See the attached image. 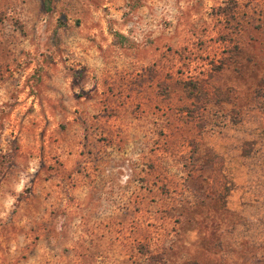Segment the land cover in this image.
Wrapping results in <instances>:
<instances>
[{
    "label": "rangeland",
    "instance_id": "1",
    "mask_svg": "<svg viewBox=\"0 0 264 264\" xmlns=\"http://www.w3.org/2000/svg\"><path fill=\"white\" fill-rule=\"evenodd\" d=\"M263 79L264 0H0V264H264Z\"/></svg>",
    "mask_w": 264,
    "mask_h": 264
},
{
    "label": "trees",
    "instance_id": "2",
    "mask_svg": "<svg viewBox=\"0 0 264 264\" xmlns=\"http://www.w3.org/2000/svg\"><path fill=\"white\" fill-rule=\"evenodd\" d=\"M51 1L52 0H43V5L45 6V10H46V12H49V11H51ZM241 49L239 48V45H237V44H234L233 46H232V48H230V49H228V51L226 52L227 53V56L228 57H230V61H232L231 60V58H233V56L235 55V54H240V53H242L241 51H240ZM227 58V57H226ZM234 62V61H233ZM263 84H264V79H263ZM262 88H264V85H263V87Z\"/></svg>",
    "mask_w": 264,
    "mask_h": 264
}]
</instances>
